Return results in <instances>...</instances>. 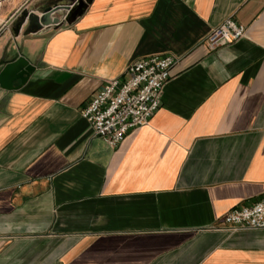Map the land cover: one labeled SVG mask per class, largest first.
<instances>
[{"label": "crops", "instance_id": "obj_1", "mask_svg": "<svg viewBox=\"0 0 264 264\" xmlns=\"http://www.w3.org/2000/svg\"><path fill=\"white\" fill-rule=\"evenodd\" d=\"M0 2V264H264V229L220 230L264 196V0H92L73 24L18 36ZM232 18L244 38L210 50ZM178 58L148 125L117 148L80 116L135 61ZM16 85L18 84L15 83Z\"/></svg>", "mask_w": 264, "mask_h": 264}, {"label": "built area", "instance_id": "obj_2", "mask_svg": "<svg viewBox=\"0 0 264 264\" xmlns=\"http://www.w3.org/2000/svg\"><path fill=\"white\" fill-rule=\"evenodd\" d=\"M245 33L244 26L227 18L211 30L204 43L214 50L241 40ZM177 61L170 54L144 57L128 67L123 79L105 80L80 113L94 136L115 149L128 134L148 125L162 107L163 88ZM260 229H264V196L229 210L220 227L227 232Z\"/></svg>", "mask_w": 264, "mask_h": 264}, {"label": "water", "instance_id": "obj_3", "mask_svg": "<svg viewBox=\"0 0 264 264\" xmlns=\"http://www.w3.org/2000/svg\"><path fill=\"white\" fill-rule=\"evenodd\" d=\"M2 1L4 0H0ZM71 2L70 5H59L53 2L50 6L44 7L40 15L25 7L10 22L11 32L14 36H18L25 24L27 25L22 32L23 36L36 34L44 28L58 29L63 24L71 25L85 13L92 0H72ZM34 71L35 67L24 57L19 56L1 70L0 88L6 91L17 90L29 80Z\"/></svg>", "mask_w": 264, "mask_h": 264}]
</instances>
